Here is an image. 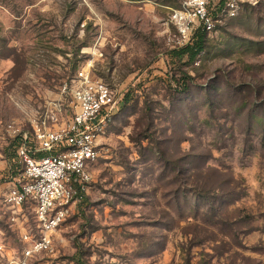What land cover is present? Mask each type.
I'll use <instances>...</instances> for the list:
<instances>
[{"label": "rangeland", "instance_id": "374dc122", "mask_svg": "<svg viewBox=\"0 0 264 264\" xmlns=\"http://www.w3.org/2000/svg\"><path fill=\"white\" fill-rule=\"evenodd\" d=\"M182 1L0 0V264L35 228L31 207L1 206L18 136L45 112L69 121L63 86L87 66L121 102L86 196L26 264H264V0L193 61L171 54Z\"/></svg>", "mask_w": 264, "mask_h": 264}, {"label": "built area", "instance_id": "2783aa9c", "mask_svg": "<svg viewBox=\"0 0 264 264\" xmlns=\"http://www.w3.org/2000/svg\"><path fill=\"white\" fill-rule=\"evenodd\" d=\"M243 2L183 0L167 18L175 31L172 48L192 46L199 34L216 31L238 15ZM75 83L70 91L63 86L73 109L67 123L58 125L57 113L45 112L34 120L31 131L18 136L14 175L1 206L15 217L31 207L35 228L21 233V264L50 250L54 233L86 196L99 157V139L121 102L110 86L92 77L89 66L77 73Z\"/></svg>", "mask_w": 264, "mask_h": 264}, {"label": "trees", "instance_id": "16d2710c", "mask_svg": "<svg viewBox=\"0 0 264 264\" xmlns=\"http://www.w3.org/2000/svg\"><path fill=\"white\" fill-rule=\"evenodd\" d=\"M207 35L205 34H199L198 37L196 38V40L193 42L192 46H186L184 48H180V49H173L171 51V54L174 56V57H186L188 60H195L199 54L204 50L205 48V37ZM220 189L219 188H213L212 191H204L202 193H199L200 195L203 196V198L205 200H207V208L208 210H211L212 209V206H213V202L216 201L221 193H220ZM76 264H83L79 261V259H76Z\"/></svg>", "mask_w": 264, "mask_h": 264}]
</instances>
